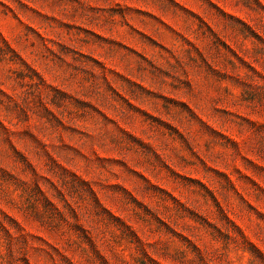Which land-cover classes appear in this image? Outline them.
<instances>
[{
    "label": "rangeland",
    "instance_id": "1",
    "mask_svg": "<svg viewBox=\"0 0 264 264\" xmlns=\"http://www.w3.org/2000/svg\"><path fill=\"white\" fill-rule=\"evenodd\" d=\"M0 264H264V0H0Z\"/></svg>",
    "mask_w": 264,
    "mask_h": 264
}]
</instances>
